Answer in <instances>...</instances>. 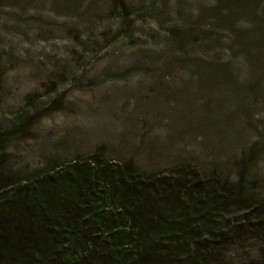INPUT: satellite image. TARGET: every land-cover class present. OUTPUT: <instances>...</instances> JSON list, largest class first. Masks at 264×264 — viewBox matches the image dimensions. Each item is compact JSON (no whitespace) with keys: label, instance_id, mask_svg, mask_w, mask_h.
<instances>
[{"label":"rangeland","instance_id":"rangeland-1","mask_svg":"<svg viewBox=\"0 0 264 264\" xmlns=\"http://www.w3.org/2000/svg\"><path fill=\"white\" fill-rule=\"evenodd\" d=\"M114 2L0 0L5 185L98 153L107 171L242 177L263 200L264 0ZM239 216L227 208L214 226ZM261 242L229 235L211 257L187 245L177 259L258 264Z\"/></svg>","mask_w":264,"mask_h":264},{"label":"trees","instance_id":"trees-1","mask_svg":"<svg viewBox=\"0 0 264 264\" xmlns=\"http://www.w3.org/2000/svg\"><path fill=\"white\" fill-rule=\"evenodd\" d=\"M114 5L121 8V0ZM9 132L0 123V164ZM98 155L48 165L8 185L0 175V264H179L185 246L211 257L209 243L229 235L261 239L254 259L264 264V199L256 200L242 177L231 183L211 176L203 184L186 175L161 178L132 163L107 171ZM232 207L239 220L219 230L217 216ZM202 226L212 231L208 237Z\"/></svg>","mask_w":264,"mask_h":264}]
</instances>
